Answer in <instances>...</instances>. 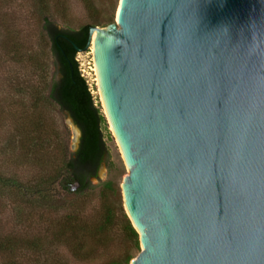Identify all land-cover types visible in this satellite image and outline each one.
<instances>
[{"label":"water","instance_id":"1","mask_svg":"<svg viewBox=\"0 0 264 264\" xmlns=\"http://www.w3.org/2000/svg\"><path fill=\"white\" fill-rule=\"evenodd\" d=\"M116 17L79 55L95 48L128 167L131 264H264V0H121Z\"/></svg>","mask_w":264,"mask_h":264},{"label":"trees","instance_id":"2","mask_svg":"<svg viewBox=\"0 0 264 264\" xmlns=\"http://www.w3.org/2000/svg\"><path fill=\"white\" fill-rule=\"evenodd\" d=\"M81 1L89 12L98 13L94 0ZM40 15L57 72L53 73L45 90L39 88V96L44 100L36 97L35 107L38 108L42 100L67 111L82 134L77 150L70 151L58 141L53 145L50 138L45 137L47 130L43 127L40 113L28 123L33 128L32 133L23 125L20 145L25 154H20V157L33 167V173L27 178L0 170V195L15 202L17 218H22L27 208L54 214V218L47 230L34 235L3 233L0 230V264H27L21 260L23 254L36 255L58 246H65L73 257L86 261L100 249L118 241L124 245V251L107 264H130L141 246L139 233L124 207L121 182L109 178L97 186L98 204L94 219L89 220L80 206L83 199L96 191L92 179L98 177L104 162L108 165L111 156L105 137L113 138L101 102L82 73L77 54L86 49L89 28L106 26L113 22V17L102 24L95 16L90 23L71 28L60 27L49 9L42 10ZM37 62L38 67L33 63L34 67L42 69L43 62ZM28 87L25 85L21 91L33 98L37 89L34 90L33 84ZM39 264L66 263L54 256Z\"/></svg>","mask_w":264,"mask_h":264},{"label":"rangeland","instance_id":"3","mask_svg":"<svg viewBox=\"0 0 264 264\" xmlns=\"http://www.w3.org/2000/svg\"><path fill=\"white\" fill-rule=\"evenodd\" d=\"M94 1L99 10L97 14L89 12L81 0H0V170L6 174L17 173L27 178L32 175L33 167L25 164L20 157V154H25V150L21 149L20 140L23 138V125L32 133L33 128L28 123L38 113L44 129L47 130L45 137L50 138L53 145L58 141L70 151L77 150L82 131L72 116L65 110L44 103L41 99L38 108L34 104L35 98L40 97L39 88L45 90L53 73L57 72L50 42L42 30L40 13L49 9L50 15L60 27L79 28L90 23L95 16L100 18L102 24L112 17L116 23L120 0ZM86 52L87 49L77 54L80 69L88 79L93 94L98 96L104 111L94 51L88 58L79 55ZM36 59L43 62L44 70L37 69L39 62ZM33 63L37 67H34ZM31 84L34 90L37 89L33 98L21 91L22 87L26 85L28 89ZM108 128L113 138L108 139L107 135L105 137L110 149V160L108 165L105 162L101 165L98 177L92 179L96 191L80 203L89 220L95 218L98 204L97 186L109 178L122 183L128 174L120 145L109 124ZM15 205L10 197L0 195V230L3 233L34 235L47 230L49 222L54 218V214H47L43 210L33 211L30 208L24 211L22 218H17ZM123 251L124 245L118 241L100 249L93 258L82 261L73 257L65 246H58L36 255L23 254L21 260L27 264H39L45 258L50 260L56 256L66 264H107L119 257ZM138 253L135 251V257Z\"/></svg>","mask_w":264,"mask_h":264},{"label":"bare ground","instance_id":"4","mask_svg":"<svg viewBox=\"0 0 264 264\" xmlns=\"http://www.w3.org/2000/svg\"><path fill=\"white\" fill-rule=\"evenodd\" d=\"M120 6H121V0L119 1V5H118V8H117V12H119ZM93 51H95V48L93 49ZM96 71H97V74H98L97 66H96Z\"/></svg>","mask_w":264,"mask_h":264}]
</instances>
